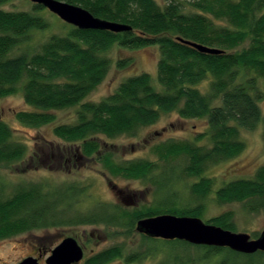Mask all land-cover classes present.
Listing matches in <instances>:
<instances>
[{
  "label": "trees",
  "instance_id": "16d2710c",
  "mask_svg": "<svg viewBox=\"0 0 264 264\" xmlns=\"http://www.w3.org/2000/svg\"><path fill=\"white\" fill-rule=\"evenodd\" d=\"M8 1L0 0V6ZM58 1L79 6L99 19L127 25L130 30H80L67 24L65 35H50L33 52L14 55L31 39L32 32L45 31L49 23L40 13L44 10L40 5H33V12L0 8V98L21 91L30 109L15 113L19 123L40 128L54 121L52 112L76 108L74 122L55 126L54 135L75 147V159L96 155L111 176L127 180L145 179L158 164L144 159L117 163L114 154L104 149L108 139L133 137L140 128L155 124L160 115L170 112L182 120H205L207 131L193 140L167 139L151 148L157 160L185 161L183 172L193 179L187 188L188 200L159 185L160 202L152 207L126 212L117 205H103L90 215L65 217L56 206H68L76 198L74 185L47 192L36 184L0 200V239L66 223L126 225L131 232L138 220L162 214L195 217L235 231L231 211L202 219L205 207L199 201L206 197L220 204L241 203L250 214L264 210V164L252 178L220 186L205 175L210 163L238 156L244 149L240 131L253 130L263 120L259 102L264 99V0ZM187 42L220 53H203ZM114 46L129 50L157 47L160 57L155 84L148 73L130 75L103 100L85 101L105 79L111 63L106 52ZM133 63L131 57L120 58L115 67L124 70ZM13 135V129L0 120V164L24 160L26 144ZM205 136L208 146L197 144ZM44 147L46 152L38 149V164H44L46 158L51 163L63 158L68 162L71 151L64 156L55 144ZM192 199L195 205H191ZM141 236L148 244L147 254H163L156 264H264V252L260 251L241 254L225 247ZM142 257L133 254L124 261L139 262ZM121 258V249L112 247L90 256L84 264H107Z\"/></svg>",
  "mask_w": 264,
  "mask_h": 264
},
{
  "label": "rangeland",
  "instance_id": "374dc122",
  "mask_svg": "<svg viewBox=\"0 0 264 264\" xmlns=\"http://www.w3.org/2000/svg\"><path fill=\"white\" fill-rule=\"evenodd\" d=\"M161 2V0H159ZM181 2L185 0H180ZM33 3L29 0H10L1 5L5 11L33 12ZM44 8V7H43ZM38 12H35V14ZM41 15L48 21L49 26L45 31L32 32L31 39L21 45L13 54L33 52L37 46L50 35H65L68 31L67 24L44 8ZM106 56L110 58V68L103 82L87 96L85 101L99 102L114 92L116 87L127 76L148 73L155 84L156 65L160 54L157 47H145L139 50L119 49L114 46ZM131 57L134 63L124 70H118L115 62L120 58ZM263 112V120L253 130L240 131L239 139L244 144L243 151L236 157L217 163H210L205 170V175L213 180L215 186L223 185L236 179H250L256 170L264 164V99L259 102ZM30 108L23 101L22 93L18 91L12 95L0 98V120L13 129V138L26 144L27 153L23 162L13 164H0V200L11 197L19 188H28L32 185H41L44 191L54 188L65 189L74 185L78 194L67 206L65 203L57 204L56 209L65 217H82L90 215L105 206H120L126 212L152 207L160 202L161 193L157 186H168L182 199L188 200V186L193 179L185 176L183 159L163 162L151 152V148L167 139L193 140L198 135L206 133L205 120H182L176 112L160 115L158 121L148 127L140 128L133 137L124 135L108 139L105 150L111 151L117 163L129 160H148L157 163V170L145 179L127 180L120 176H111L97 161L96 155L89 158L75 159L74 148L59 140L53 133V128L60 124L73 123L76 108L54 111V121L40 128H33L19 123L15 113L26 111ZM55 144L59 151L66 156V151H71L70 158L65 164L63 159L51 163L50 159L42 164L38 162L39 148L46 152L44 145ZM197 144L207 145V136ZM48 151V150H47ZM48 157V156H47ZM41 158V157H40ZM115 185L122 191L119 197L111 186ZM193 200V199H192ZM204 204L202 219L207 220L225 211H231L233 232H242L254 239V234H259L264 229V210L257 213H248L241 203L220 204L206 197L199 201ZM192 201L191 205H195ZM126 225L105 224H78L66 223L47 229L37 228L12 237L0 239V264H18L23 259L40 255V264L50 255V251L65 237L74 238L83 250V258L78 264L90 256L103 250L119 247L122 258L115 259L107 264H156L163 254H147V243L141 234L134 229L128 232ZM166 250V248L164 249ZM38 252V253H37ZM133 254L143 255V260L126 263L125 257ZM34 258V257H33ZM36 259V258H35ZM38 262V260H37ZM204 264V263H202Z\"/></svg>",
  "mask_w": 264,
  "mask_h": 264
},
{
  "label": "water",
  "instance_id": "95a60500",
  "mask_svg": "<svg viewBox=\"0 0 264 264\" xmlns=\"http://www.w3.org/2000/svg\"><path fill=\"white\" fill-rule=\"evenodd\" d=\"M57 16L64 23L80 30H99L120 33L129 31L124 24L94 17L85 9L58 0H29ZM188 45L203 53L218 54L219 50L199 44ZM111 189L121 197L122 191L115 185ZM135 231L149 238L166 241L179 240L192 245L225 247L241 254L264 252V229L254 239L242 232H232L204 223L195 217H178L169 214L140 219L135 223ZM83 258V250L72 237H65L46 258V264H78ZM18 264H38L37 259L27 257Z\"/></svg>",
  "mask_w": 264,
  "mask_h": 264
},
{
  "label": "flooded vegetation",
  "instance_id": "af4514ba",
  "mask_svg": "<svg viewBox=\"0 0 264 264\" xmlns=\"http://www.w3.org/2000/svg\"><path fill=\"white\" fill-rule=\"evenodd\" d=\"M38 253V252H37ZM31 257H34V258H36L37 260H38V264H40V260H39V257H40V255H36V257L35 256H31ZM45 262V261H44Z\"/></svg>",
  "mask_w": 264,
  "mask_h": 264
}]
</instances>
